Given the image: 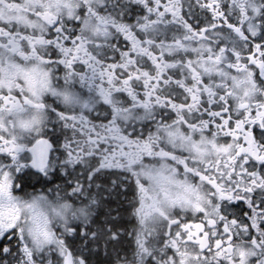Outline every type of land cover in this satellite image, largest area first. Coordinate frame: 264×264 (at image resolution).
<instances>
[{
	"label": "snow or ice",
	"instance_id": "6c2138e0",
	"mask_svg": "<svg viewBox=\"0 0 264 264\" xmlns=\"http://www.w3.org/2000/svg\"><path fill=\"white\" fill-rule=\"evenodd\" d=\"M0 264H264V0H0Z\"/></svg>",
	"mask_w": 264,
	"mask_h": 264
}]
</instances>
